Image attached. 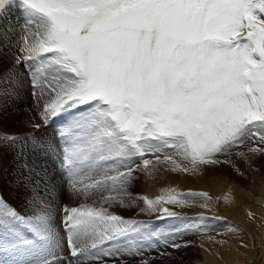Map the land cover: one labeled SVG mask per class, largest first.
Listing matches in <instances>:
<instances>
[{"label": "snow or ice", "instance_id": "1", "mask_svg": "<svg viewBox=\"0 0 264 264\" xmlns=\"http://www.w3.org/2000/svg\"><path fill=\"white\" fill-rule=\"evenodd\" d=\"M25 75L29 131L0 132V264H155L224 218L174 210L207 192L134 195L140 173L264 159V0H0V126ZM136 208L156 222L118 211Z\"/></svg>", "mask_w": 264, "mask_h": 264}, {"label": "bare ground", "instance_id": "2", "mask_svg": "<svg viewBox=\"0 0 264 264\" xmlns=\"http://www.w3.org/2000/svg\"><path fill=\"white\" fill-rule=\"evenodd\" d=\"M7 115L9 116V114ZM5 127L10 128L5 129ZM12 129V125L4 123L0 126V132L18 134L21 131H12ZM255 157L247 162L251 169L249 170L246 167L247 170L243 171L249 181L242 187L234 184L228 178H221L216 174L212 175L206 172V176H199V174H205L204 170L197 174L199 178L195 182V187H193H197L194 191L199 189L202 192H207L213 199L208 208L199 207L198 201L195 207L186 209L185 214L197 216L198 213L203 212L207 217H223L222 221L227 220V224H234L237 229L236 232H247L249 235L246 240L235 242L233 244L234 249L226 244L221 248H216L212 255L203 252L200 259L194 264H240L241 260V264H264V182L260 179V176L264 174V159L259 156ZM233 160L236 162L237 158H233ZM167 176H171L169 171H167ZM180 181L176 185L183 187L184 191H188L189 188L192 189L191 185L185 182V179ZM12 198L15 199V193H12ZM249 213H252L253 216L249 217ZM222 221L209 219L202 223L220 226ZM216 239L218 238L215 236L207 238L209 242Z\"/></svg>", "mask_w": 264, "mask_h": 264}, {"label": "rangeland", "instance_id": "3", "mask_svg": "<svg viewBox=\"0 0 264 264\" xmlns=\"http://www.w3.org/2000/svg\"><path fill=\"white\" fill-rule=\"evenodd\" d=\"M12 16L18 17V12L14 10ZM32 105H33V98L29 94L28 80L25 75V77L22 78L20 86L17 89L16 96L8 102V106H7L8 111L5 114L6 121H4V124L12 125L13 128L12 131L21 130L18 134L27 133L29 131L27 122L29 121L30 117L35 115V112L31 110ZM7 114H9V116ZM6 116L9 118H7ZM11 121L14 122L12 123ZM37 122H39L38 117H37ZM9 128L10 127H5V129H9ZM236 151L246 152L247 150L246 148H241V149H237ZM233 158H237L236 162L233 160ZM254 158L256 157L249 156L247 159H245L240 156L233 155L230 158L232 161L231 165L209 166L207 168L201 169L205 171V174H201V175L199 173L198 174L199 176L202 177L206 176L207 173L212 175L216 174V176H219L221 178L226 177V179L228 178L234 184H238L240 187H242L245 184H247L249 181L246 178L243 171H246L247 168L249 170L251 169L250 168L251 166H248L247 162ZM221 159H223V157H221ZM166 168L167 166L164 165L159 166V169L153 174L152 177L146 176L144 173H140V179L138 183L131 189L133 194L148 196L149 198H155L156 196L163 194L164 189H169V188H175L177 191L186 192L184 191L183 187H179L178 185H176L178 182H181L180 181L181 179H185L186 180L185 182L191 185L192 189L189 188L191 191H194L197 188V187L193 188L195 187L196 180L199 178L197 174L191 175V174H184L178 172L176 174L174 172L169 171L171 176H167V170H165ZM239 173H243V175H240ZM263 178H264V174L260 176V179L264 182ZM192 182L194 185L192 184ZM198 190L199 189H197L195 192H202L201 190L199 191ZM170 207H174V206H170ZM174 210L181 211L183 214L186 213V209L174 208ZM118 211L120 212V214L125 215L127 217L156 222L154 216H149L147 214L139 213V208L118 209ZM187 216L193 217L194 215H187ZM168 223H172V222L168 221ZM205 224L207 225L206 228L201 229L200 231L197 232L196 231L189 232L186 235H184L181 242L187 241L189 246L182 248L177 252H173L171 257L159 258V257H155V253H152V256L155 257V264H194L198 259H200L201 254L203 252L212 255L216 248H221L223 245L226 244L230 245V247L234 249L235 246L233 244L235 242H242L246 240L249 235L247 234V232H243V233L235 232L234 234L229 233L228 231L229 226H234V224L232 223L227 224V220L222 221V224L220 226H211L208 225L207 223ZM209 236H215L218 239L209 242L207 240ZM224 241H226V243Z\"/></svg>", "mask_w": 264, "mask_h": 264}]
</instances>
